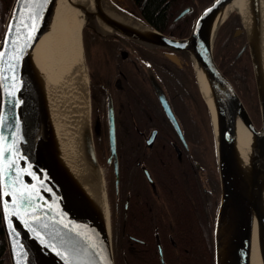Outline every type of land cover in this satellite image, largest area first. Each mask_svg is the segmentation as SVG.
<instances>
[{
    "label": "water",
    "instance_id": "95a60500",
    "mask_svg": "<svg viewBox=\"0 0 264 264\" xmlns=\"http://www.w3.org/2000/svg\"><path fill=\"white\" fill-rule=\"evenodd\" d=\"M55 1L48 0L40 18L35 22V38L28 43L21 39L17 45L18 49L22 48V51H19V59H15L17 52L3 43L9 20L15 19L13 10L19 9L21 17L24 16V7L17 3V0L11 1L0 36V51L5 53L4 58L0 60L2 85L0 105L9 116L8 126L0 128V136L3 137L0 139V147L10 149L4 154L5 158L2 161L6 169L4 191L12 192L14 197L20 192L35 195L34 212L23 213L21 210V214L25 220H31L33 216L39 218L38 223L28 227L24 221L15 217H11L6 223L3 214L0 213L7 256L9 264H65V257L74 259L76 264H114L110 217L104 188L107 222L103 210L97 204V198L90 197L79 180L68 172L66 160L53 143L55 125L49 112L50 101L46 87L49 43L47 36L38 38V33L51 15ZM105 1L91 0L92 9L79 0L72 3L83 17L80 40L87 76L88 116L80 117L81 144L92 180L98 181L97 174L101 169L90 128L89 77L82 45L84 29H90L101 37L116 33L114 37L119 35L144 47L169 50L191 63L197 89L209 113L218 164L220 200L214 228L215 264L249 263L250 235L254 218L258 224L260 253L264 264V212L259 209L260 198L261 196L264 198V71L260 52V0H247L251 19L250 30L244 26L236 10L229 11L218 22L216 28H210L212 18L232 1L212 0L197 15L188 35L178 39L148 27L121 12L110 0ZM103 3L117 18L108 16L102 10ZM186 12L182 11L174 21L184 17ZM233 12L239 16L246 37V43L241 51L247 49L250 58L260 113L258 128L255 127L244 104L213 57L214 42L219 28ZM124 17L134 21L137 26L128 23ZM237 34L239 33L236 32ZM186 53H190L194 60ZM194 61L201 70L211 98L212 109L209 108L200 89ZM12 64H15L14 71ZM13 76L14 80L5 78ZM13 87L15 95L9 97L8 92ZM154 87L165 113L172 123L176 124L164 92L157 83ZM235 113L254 138L253 148L256 151L252 152V161L247 169L238 166L234 150ZM177 131L180 132L178 128ZM108 142V161L113 158L115 162V135L111 111H108ZM12 160L16 161L14 169H8L7 165ZM114 172L117 174L116 166ZM100 174L102 176V172ZM115 185L117 186V180ZM12 199L13 197L7 195L3 197L5 211L12 207ZM220 240L225 242L223 249L219 245ZM61 252L63 255L58 254Z\"/></svg>",
    "mask_w": 264,
    "mask_h": 264
},
{
    "label": "flooded vegetation",
    "instance_id": "af4514ba",
    "mask_svg": "<svg viewBox=\"0 0 264 264\" xmlns=\"http://www.w3.org/2000/svg\"><path fill=\"white\" fill-rule=\"evenodd\" d=\"M110 1L164 34L148 21L145 0ZM205 1L174 0L172 22H184L176 25L179 36L169 37H186L212 0L204 6ZM184 10V17L174 21ZM240 31L236 29L234 35ZM114 34L101 37L90 29L82 32L90 128L97 161L106 170L111 237L116 227L114 264H197V258H204L203 264H215L218 164L214 139L204 137L203 108L193 80L180 55L165 49H160L163 54L156 53ZM245 43L235 59L246 54L249 58L247 49L241 51ZM252 81L256 92L253 75ZM155 83L164 92L176 124L160 104ZM242 103L252 122L258 123L259 110L253 112ZM108 111L114 123L115 162L108 161Z\"/></svg>",
    "mask_w": 264,
    "mask_h": 264
},
{
    "label": "bare ground",
    "instance_id": "6f19581e",
    "mask_svg": "<svg viewBox=\"0 0 264 264\" xmlns=\"http://www.w3.org/2000/svg\"><path fill=\"white\" fill-rule=\"evenodd\" d=\"M74 1L76 0H56L51 15L38 33V38L43 35L47 36L49 43L46 87L50 101L49 112L55 125L53 143L60 150L61 156L63 155L66 160L68 172L79 180L90 197L97 198V204L103 210L102 212L107 222V205L102 184L103 180L101 181V172L99 171L97 174L98 181L94 182L89 172L81 144V118L84 115L88 116L87 76L83 65L80 40L83 17L81 12L72 4ZM79 1L92 9L91 0ZM104 3L101 5L102 10L108 16L117 18ZM260 7V52L264 71V0H260ZM232 10H236L240 14L244 26L250 30L251 19L247 0H232L229 2L212 18L210 28H216L218 22ZM124 19L128 23H133L137 26L129 18L124 17ZM37 40L35 39V41ZM186 54L194 60L190 53ZM194 63L196 66L195 61ZM196 72L202 94L209 108L212 109L209 92L201 75V70L197 66ZM77 80L83 83L82 88L79 86L80 84ZM212 118L215 126L214 115ZM233 129L234 150L237 156L236 159H238V166L242 169H247V167H250L252 161V152L256 151L253 148L254 138H252V134L244 126L237 113L234 115ZM260 202L261 206H259V209L264 212V198L262 196ZM219 245L223 249L225 247L224 240H220ZM260 247L261 240L258 224L254 218L251 227L248 264H263Z\"/></svg>",
    "mask_w": 264,
    "mask_h": 264
},
{
    "label": "trees",
    "instance_id": "16d2710c",
    "mask_svg": "<svg viewBox=\"0 0 264 264\" xmlns=\"http://www.w3.org/2000/svg\"><path fill=\"white\" fill-rule=\"evenodd\" d=\"M173 1L174 0H145L144 9L147 14L148 21L159 31L163 32L168 36H179V29L176 25H181L184 19L178 22H172V12H173ZM211 0H206L203 5H207ZM11 4V0H6L0 3L1 18H0V30L5 22L8 8ZM240 29V34L234 35L235 30ZM246 42L245 33L240 24L239 16L236 13H231L225 22L219 28L218 34L216 36L213 55L214 59L221 69V71L228 77V79L234 85L236 91L238 92L240 98L245 103L247 107L252 109L253 112H258V100L257 93L253 87L252 81V71L249 63V58L246 55H242L238 59H235L236 54L239 52L242 44ZM156 53H162V50L155 49ZM181 61H183L182 66L186 69V73L189 75L191 80H193L194 90L196 95L199 97L204 117V137L213 140L212 126L210 122V117L205 103L203 102L199 91L196 86L195 77L193 74L191 63L184 57L180 56ZM116 227L114 225L112 230V249L115 250L116 242L114 237V232ZM194 230V228H192ZM113 257L117 260L116 253H113ZM200 259V260H199ZM204 258H197V264H203ZM128 261H130L128 259ZM0 264H9L6 243L4 239V234L2 227L0 226ZM188 264V263H187Z\"/></svg>",
    "mask_w": 264,
    "mask_h": 264
},
{
    "label": "snow or ice",
    "instance_id": "6c2138e0",
    "mask_svg": "<svg viewBox=\"0 0 264 264\" xmlns=\"http://www.w3.org/2000/svg\"><path fill=\"white\" fill-rule=\"evenodd\" d=\"M17 3L21 4L24 7V16L21 17L19 9L13 10V16L15 19H10L7 29L5 30L3 43L5 45L11 46L13 51L17 52L15 59H19V51H22V48H17L21 39L28 43L32 39L35 38L36 31V21L40 18V14L43 11V8L48 3V0H17ZM5 56L3 51H0V60H2ZM15 64H12V70L14 71ZM6 79L14 80L15 77H5ZM2 87V85H0ZM9 97L15 95L14 87L12 90L8 92ZM13 106H15L13 102ZM9 116L5 114L3 106L0 105V128H5L8 126ZM0 139H3L0 136ZM151 143V141H149ZM10 149L5 147H0V213L3 214V219L6 223L9 222L11 217L18 218L25 222L26 226L32 227L34 223L39 222V218L33 216L31 220H25L24 215L21 214V210L23 213L34 212V203H35V195L28 194L26 192H20L18 196L14 197L12 192L4 191V177H5V167L2 163L4 154L9 152ZM16 161L12 160L8 163V169H14ZM19 177H17V181ZM10 186V185H9ZM7 195L9 197H13L11 203L12 207L8 208L7 211L4 210L3 197ZM47 227V225H44ZM67 227V225H65ZM59 255H63V253H58ZM15 255V253H14ZM65 264H76L74 259H69V257H65Z\"/></svg>",
    "mask_w": 264,
    "mask_h": 264
},
{
    "label": "rangeland",
    "instance_id": "374dc122",
    "mask_svg": "<svg viewBox=\"0 0 264 264\" xmlns=\"http://www.w3.org/2000/svg\"><path fill=\"white\" fill-rule=\"evenodd\" d=\"M3 29V28H2ZM1 32L2 30L0 31V36H1ZM88 73V72H87ZM78 81V80H77ZM78 83L80 84L79 86L82 88L83 86V83H81V81H78ZM65 84V83H63ZM80 89V88H79ZM86 90H87V81H86ZM88 91H89V87H88ZM89 110H90V98H89ZM256 128H258L260 126V121L256 124H254ZM100 169H101V172H102V176H103V185H104V190H105V193H106V180H105V177H106V170H104L103 167L100 166ZM106 201H107V205H108V200H107V197H106ZM111 227V225H110ZM9 262V260H8Z\"/></svg>",
    "mask_w": 264,
    "mask_h": 264
}]
</instances>
